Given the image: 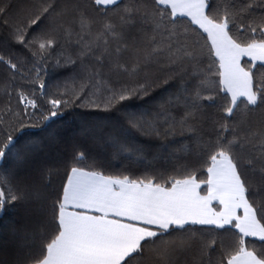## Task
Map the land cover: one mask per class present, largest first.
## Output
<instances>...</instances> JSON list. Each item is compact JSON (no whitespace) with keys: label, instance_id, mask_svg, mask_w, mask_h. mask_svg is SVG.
Listing matches in <instances>:
<instances>
[{"label":"snow or ice","instance_id":"snow-or-ice-1","mask_svg":"<svg viewBox=\"0 0 264 264\" xmlns=\"http://www.w3.org/2000/svg\"><path fill=\"white\" fill-rule=\"evenodd\" d=\"M0 33L4 93L39 89L0 105V264H264V0H0Z\"/></svg>","mask_w":264,"mask_h":264},{"label":"trees","instance_id":"trees-1","mask_svg":"<svg viewBox=\"0 0 264 264\" xmlns=\"http://www.w3.org/2000/svg\"><path fill=\"white\" fill-rule=\"evenodd\" d=\"M28 0H14V3L17 4H25ZM2 34V33H0ZM16 52L20 53L21 55L27 56L26 52H23L21 49L17 48L15 49ZM71 51V49L69 50ZM4 52V49L0 48V53ZM33 61H31V58L29 57V67ZM40 69V76L42 79L46 81L49 88L48 91L51 92L55 90L56 85L61 86V90H63V86L65 82L67 81L69 85H71L72 81L71 78L75 75L77 77V82L81 79L82 74L80 73L79 65H77L75 68H73L71 65H67L64 63L63 59H61V62L59 65L56 64V57L55 55L53 58L49 59L46 64H39L37 65ZM34 75V73H33ZM7 77V73L5 71V66L0 65V105H3L5 102L11 103L13 107H22V105H18V97L16 94L15 89H22L25 92H32L36 91L37 95H39V89L38 85L33 88L30 84L27 83L25 80H21L20 77H17V80L15 82V88L9 89L11 92V96L9 97L6 95L3 91V83L5 82ZM91 90V89H90ZM175 90V84L172 83L170 86H164L161 85L160 87H157L154 89L151 98H145L143 100H133L129 108L127 110L130 111H136L141 108H151L159 99L166 95L168 91H174ZM98 110L95 109H89V108H78L77 113H79L84 119H91L90 114H96ZM100 115H105L104 113H99ZM64 122H61L57 120L55 123L49 122L50 128L48 131L56 130L59 133V136L61 138V144L59 147L63 148L64 144L63 141L69 139L70 137L76 135L80 131V123L81 121L79 119L75 118V113L69 112L68 115L64 117ZM29 132L34 133L36 138H40L42 140L47 139V131L42 132L39 127L36 128H30ZM137 138L142 143H146L150 145L151 147L155 148L160 143L159 141H156L154 138L150 139L146 136H142L140 134H137ZM181 142V138L177 137V143ZM162 163V162H161ZM119 163L116 162L114 164V167L112 169V174H115L119 169ZM108 174V173H106ZM139 174V173H137ZM19 220V215L15 210H9L7 214L3 215L2 218H0V258H2L5 255L6 250L10 248V242H11V233H10V225Z\"/></svg>","mask_w":264,"mask_h":264}]
</instances>
